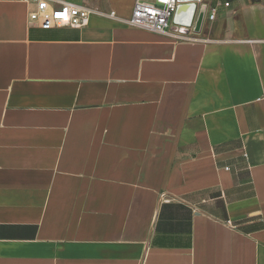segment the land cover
<instances>
[{
    "label": "crops",
    "instance_id": "0c3cea01",
    "mask_svg": "<svg viewBox=\"0 0 264 264\" xmlns=\"http://www.w3.org/2000/svg\"><path fill=\"white\" fill-rule=\"evenodd\" d=\"M66 1L0 0V264H264V0L185 40Z\"/></svg>",
    "mask_w": 264,
    "mask_h": 264
},
{
    "label": "built area",
    "instance_id": "2783aa9c",
    "mask_svg": "<svg viewBox=\"0 0 264 264\" xmlns=\"http://www.w3.org/2000/svg\"><path fill=\"white\" fill-rule=\"evenodd\" d=\"M14 1L29 7L28 23L42 30L81 29L88 23L89 10L66 0ZM177 5V0H134L126 24L134 29L185 40L189 36V28L172 22ZM214 18L215 10L211 9L206 15V21L212 22Z\"/></svg>",
    "mask_w": 264,
    "mask_h": 264
},
{
    "label": "water",
    "instance_id": "95a60500",
    "mask_svg": "<svg viewBox=\"0 0 264 264\" xmlns=\"http://www.w3.org/2000/svg\"><path fill=\"white\" fill-rule=\"evenodd\" d=\"M177 9L172 22L191 29L193 34H199L204 24L207 5L201 0H177Z\"/></svg>",
    "mask_w": 264,
    "mask_h": 264
},
{
    "label": "rangeland",
    "instance_id": "374dc122",
    "mask_svg": "<svg viewBox=\"0 0 264 264\" xmlns=\"http://www.w3.org/2000/svg\"><path fill=\"white\" fill-rule=\"evenodd\" d=\"M116 1H122V0H85L84 1V6H87L91 9L98 10V9H112V5ZM205 1L208 0H201V3H204ZM113 12V11H110Z\"/></svg>",
    "mask_w": 264,
    "mask_h": 264
},
{
    "label": "bare ground",
    "instance_id": "6f19581e",
    "mask_svg": "<svg viewBox=\"0 0 264 264\" xmlns=\"http://www.w3.org/2000/svg\"><path fill=\"white\" fill-rule=\"evenodd\" d=\"M207 13H208V9H207V12H206V14H205L204 22L206 21V15H207ZM177 26H180V25H177ZM181 27H184V26H181ZM184 28H187V27H184ZM187 34H189L188 38H190V35L193 34V33L191 32V29H189V31H188ZM193 35H195V34H193ZM188 38H187V39H188Z\"/></svg>",
    "mask_w": 264,
    "mask_h": 264
}]
</instances>
